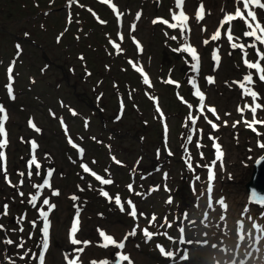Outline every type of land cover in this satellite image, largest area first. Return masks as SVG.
<instances>
[{"label": "snow or ice", "instance_id": "obj_1", "mask_svg": "<svg viewBox=\"0 0 264 264\" xmlns=\"http://www.w3.org/2000/svg\"><path fill=\"white\" fill-rule=\"evenodd\" d=\"M76 2V0H69V3H74ZM103 3L105 4H109L110 0H103ZM174 4H175V8L177 9V11H173L170 10L171 12V19L172 22H170L167 19H163V18H155L152 20L153 24H157V23H162L164 25H166L168 28L170 29H178L180 32L181 36H184L186 32H190L191 29L189 27V21H190V17L188 14H186V12L183 10L184 9V4H185V0H174ZM234 4L236 5L234 8V14H230L225 12L224 9H221L222 12H225V14L223 15V17L218 21L219 27L214 31V33L211 35L210 39L212 41H216L219 40L221 38V29L227 25V39L229 41L233 40V34H232V22L236 21L237 19H239L240 21H242L245 26H246V30L243 32V36L250 38L251 43H249L247 46L242 44V43H232L231 47L233 49H241L244 50V59H243V63L247 66L248 69H252L255 70L258 79L261 82H264V66H262L261 61H264V51L261 50V47H264V24L261 23V21L258 19V11L264 12V2H262V0H234ZM111 7L113 8V10L116 9V5L112 4ZM89 11H91L89 9ZM116 15L122 16L123 13L122 12H117ZM140 13H136V18L139 19L140 18ZM205 15H206V11H205V5L203 3V0H199L198 2V6L197 8L194 10V18L197 24H199L201 21H203L205 19ZM101 23H104V21H101ZM131 28L133 30H135L136 25L132 24ZM205 28H201V31H205ZM167 35V33H165ZM121 39H123V37H121ZM133 41L135 42V37L132 38ZM172 40H176L177 37L176 36H172L171 37ZM138 43V42H137ZM204 44H208L209 40L205 39L203 41ZM116 48L119 49V45H116ZM246 48H251L254 50L255 55L258 57V59L255 62H251L249 61L246 57H247V51ZM140 51H142V49H140ZM173 51H177V52H184L190 55L191 60L193 61V63H191L190 67L194 72H198L199 68H200V56L198 55L197 49L193 46H191L190 44H185L183 45L181 48H177V49H173ZM213 59L215 61H219L220 57L218 55L217 52H214L213 54ZM133 67H136V65H133ZM136 71L139 73L143 74V82L148 85L150 83L149 78L147 76V74H144V70L142 67H136ZM12 72V68L10 67L8 69V73L11 74ZM9 79L11 80V75H9ZM206 80L209 84L215 83V80L212 76H208L206 77ZM167 83L170 84H176L175 81L172 80H168L166 81ZM253 73L249 72L248 74L243 76L242 81L240 82H233L234 84H238L239 88L242 90L241 92V98L244 99L245 97H251L252 103L248 104L246 101L244 103L243 107H239L237 108V111L240 112L241 116H242V122L246 125L247 128L251 129L253 132H256V125H264V119H257V112L259 109H264V105L258 103L257 101L260 99L259 94L254 91L251 87V85L253 84ZM189 83L190 85L193 86V88L195 89L194 91V96L198 98L199 101V106H198V112H199V116H194L191 113L188 116V120L191 123L192 126V133H195L196 131H200L202 133V129L198 130L196 128V124L198 119L200 118V116H202L205 120V122L207 124H209L211 126V128L213 130H218L219 125L216 124L213 120L208 119V116L205 114V94L204 92H202L200 90L199 87L196 86V80L194 77H190L189 78ZM7 90L9 92V94L11 95L12 93V86L11 84H9L7 86ZM181 99H183L181 97ZM189 108H192V105H188ZM159 111V109H158ZM207 111L210 112L213 116L216 117L217 120L220 119L217 110L214 107H208ZM246 111H249L252 115V120L249 121L247 119H244V113ZM9 117L8 114L6 112V109L0 105V173H3L5 175V179L7 180V167H6V154L4 149L7 147L9 141L7 139V132H6V128H5V124L8 121ZM241 121H237L234 122L232 124V127H236V125L238 123H240ZM29 124L31 127L35 128V124H33L31 121H29ZM225 126H227V121H224ZM37 131H39V129H36ZM259 135V133H257ZM209 139L211 141H213V149H214V159L211 162L210 165H204L203 167L208 169V173H207V180H208V184H207V188L206 191L209 194L208 196V204L207 207H211L212 206V194H213V181L215 179V165L217 164V162H221L220 166L223 167L222 164V158H223V151H222V147L221 145L218 143L217 138L213 137L211 134H209ZM187 140L189 142H191L193 140V134H189L187 136ZM69 143L72 144V141L69 139ZM37 147L36 143L33 141L31 142V148L33 150H35ZM73 147H76V145L73 144ZM197 147H200V144H197ZM258 147L262 150H264V143H259ZM80 152H83V149H80ZM203 155V153H201V156ZM264 160V156H262L261 158H258L255 160V162L257 164H260L261 161ZM35 168V175L37 177L41 176V165L40 163L37 161L36 156L33 154L31 156V158L27 161V168L29 169L27 172V176L30 179L33 175L32 172V168ZM82 169L84 172L86 173H91V175L100 182V184L103 185H109L112 184L113 181L111 179H106L103 178L99 175H97L94 171H92L89 166L87 164H82L81 165ZM188 168H192L193 165L191 163V157H189V163L187 165ZM19 175L21 177L25 176V173L21 172L19 173ZM53 175V170L49 169L47 170V172L44 174V177L42 179V182L39 184H33L32 187L35 189L34 193H30L29 194V200L28 203L33 207L36 208L37 213H38V220L41 222L42 227H40V232H41V238L39 240V247H40V251L39 253H31V258H34L38 261V264H46V253L49 250V239H50V227H51V221L49 219L50 214L52 213V211L55 209L56 205L50 202V196H44L43 193L45 190L48 189H52V185L50 183V177ZM165 176H167V174L165 173ZM197 180L200 179L199 176L196 177ZM10 183V181H9ZM19 184L22 186L23 185V180L19 181ZM129 190L132 189V185L129 184L128 185ZM20 196H23V192L18 193ZM59 191L52 189L51 191V196H57L59 195ZM101 195L104 197H108L110 200L114 199V203L120 207L121 211H124V203H126L128 205L129 208V212L128 214L133 217V218H137L138 216V212H137V208L135 206V204L129 199L126 202H122L120 196L117 194L114 198L109 196V193L106 191H101ZM72 200H77L78 197L76 196H72L71 197ZM168 203L172 202L171 197H169ZM250 202L252 203H256L257 205H264V194L258 193L256 191H251V200ZM39 203V206H38ZM216 203L219 204L221 206V208L226 209L227 205L225 203V199L223 197H219L216 200ZM7 209H8V205L5 204L2 206V211H0V215H7ZM245 211H247V208L245 209ZM139 215H143V213H140ZM187 213L184 214L185 218H187ZM262 215H264V212H262ZM26 217L22 216L20 218L17 219V223L19 224L23 219H25ZM205 218H207V213H205ZM157 218L153 215L152 217V221H155ZM220 219L223 220L224 217L221 215ZM250 219H254L251 218ZM33 228L37 227V221L33 220L30 222ZM189 223H195L192 221H189ZM79 226H80V210L78 207H76V212H75V216L73 218V221L71 223V227L68 233L69 236V242L74 245V246H79V245H89L91 244V241H81L80 239L77 238V232L79 230ZM170 226V225H169ZM241 228H243V225L240 226ZM252 229H255L256 232L260 233L259 235H255L253 236L252 231L247 233L248 238L251 237L253 240H255L258 243H260V241L262 240V238H264V228H261L260 226H258L257 224L253 223L251 225ZM0 231H6L4 229L3 225H0ZM12 231H16L15 229H13ZM19 231L23 232V228H19ZM143 235L148 238L151 239L153 236V233L151 231H149L148 228H144L143 230ZM180 233L183 234L185 229L183 227H181L179 229ZM136 234V229H133L132 232L128 233L125 235V237L118 241L117 239H115L112 235L106 234L104 231L102 230H98V235L102 238L103 243L100 245L103 248H109L110 246H115L117 249H124L125 248V243L124 241L128 239L129 236L135 235ZM32 237V233H29V239H31ZM244 239H245V234H244ZM6 245H13L15 244L17 249H24L25 244L23 242V238L21 237V242L17 243L15 241H13L12 239H5L3 241ZM188 244H192L194 243V241L192 240H188L187 241ZM196 243H203V244H208L207 240L204 241H196ZM211 247L216 248L217 245L213 244L211 245ZM161 253H163L166 257H171L173 255L172 252L170 251H165L164 248H160ZM256 252H260L261 249L260 248H256L255 249ZM85 252V247H74L72 249V254H65L64 255V260L66 262V264H83L82 262V256L81 254ZM29 254H30V250L29 251H25L23 253V255H20L19 253H17V255H19V258L21 260H24L25 258H29ZM242 258L240 260H237L235 262V264H246V259L244 257H252L253 256V251L252 252H243L242 254ZM264 255V254H262ZM117 261L116 264H122V262H127V264H133V262L131 261V258L129 255L123 254L121 252H117ZM188 256L187 254L182 255L181 259H187ZM12 264H15V261L12 262ZM90 264H110L109 261L107 260H91Z\"/></svg>", "mask_w": 264, "mask_h": 264}, {"label": "rangeland", "instance_id": "obj_2", "mask_svg": "<svg viewBox=\"0 0 264 264\" xmlns=\"http://www.w3.org/2000/svg\"><path fill=\"white\" fill-rule=\"evenodd\" d=\"M123 7L126 6L128 7V4L130 5V7H137L138 3L133 1V0H120ZM197 2V0H188V5L193 8L195 6V3ZM143 4H146L145 2H143ZM160 8V4L155 5L153 3H149V5L147 7H144V9L146 10V14L144 15V17H140L143 18L141 20V22L136 20L132 23L136 25L135 30H133L131 28V25H129L128 21L125 24V27H119V32L115 31V27H113V29L111 30V26L110 28L107 27H98L96 25H92L90 27V29L87 30V32L82 36L81 40L83 42H86L87 40H89L91 37H98V35L100 34L98 31L100 29H110L112 32V35L109 36L110 38H113L115 34H117L118 32V39L121 40L123 42V49L122 50H127L130 53H133L132 55L135 57L136 60L134 61H139L137 59H143V61L145 62V65L147 66V68L150 70V75L152 77V80L150 81V83L148 85H146L143 82V79L138 80L136 73L132 70L133 72V76L132 81H128L130 82L129 85L127 86L125 83V87H127L126 89H128L129 91H131V94L133 95L132 97L127 95L126 97V101L121 105L124 109L121 108L122 112H123V119L120 121V127L117 128L113 125H110L111 127H115V131L116 132H120L122 131L123 133L119 136H117V143L116 146L118 147L117 150L119 152V154H123V152H125V148L134 144L136 145V138H134L133 136L136 135H141L143 136L145 139L144 144L145 146H153L155 143V138L159 139L157 136V131L156 128L158 130V127H160V129H163V131H165L163 125L160 123L161 119H162V115L155 109L156 108V103L155 101H153L154 96H160V103L162 105V108L164 109V114L167 116V122L168 125L170 127L171 123H176V125H178L180 123V119L181 117H178L176 112L179 110L180 112V108L179 105H177L176 102V98L177 95H175L172 92L173 89V85L167 83L166 81L169 80V75L172 73V68L175 66L176 62L179 64V60H176L175 58L172 59V56L169 55V53L166 51V45H171L172 43V36H165L158 27H154L152 26V24H150V13H158V9ZM161 10V9H160ZM162 13V12H160ZM133 15H131L128 19H132ZM85 27L87 25V23L84 24ZM112 26H119V24L117 22H114L111 24ZM199 27H196L194 29L193 32V37L194 39L197 40H201L202 35L204 32L199 33V36L196 35V31H198ZM101 30V31H102ZM3 28L0 26V33H2ZM115 31V32H114ZM90 32V35L88 36V33ZM130 34H132L130 36ZM136 36L138 37L142 43H143V51H140V49H138L136 47V45L133 43L132 37ZM4 39V43L5 44H10L12 45L13 43V39L15 37L13 36H9L8 38H6V36H1ZM121 37H123V39H121ZM79 39V38H78ZM11 40V41H10ZM80 40V39H79ZM80 40V41H81ZM131 41L132 45L128 46V42L126 41ZM111 41H115L114 39H111ZM134 49H133V48ZM173 47V46H172ZM47 50H51L54 55H60V51L57 50L54 45L52 44L51 46L48 44V48ZM122 50H119V52ZM138 52V57L137 55H135V53L137 54ZM63 52V50H62ZM129 55V53H127V56ZM225 60H226V65H225V71L224 73L230 77L235 76V69L231 66V64L233 63L232 60H230L228 57H226L225 55ZM98 59H100V57H98ZM61 63L64 62L65 60L63 59H58ZM176 61V62H175ZM61 63H57L61 64ZM127 63V60H126ZM131 63V61H130ZM210 63L208 62V65ZM115 65L118 66H123L121 65L119 62H116ZM127 66V65H126ZM183 66L181 65H177L176 68H174V72L176 75L180 76L181 72H180V67ZM67 67V66H66ZM59 68V65H58ZM63 68V64L60 65V69L59 72H63V70L61 69ZM96 71H98V68H95ZM59 73L60 77L61 74ZM64 73H66V70H64ZM220 75L223 76L222 73H220ZM184 77V76H182ZM82 79V77H80ZM92 87L91 83H82L80 82L79 86H78V90L81 92H90V89ZM66 91V89H64ZM127 93L129 94V92L127 91ZM32 96V95H31ZM30 96V97H31ZM82 96V95H81ZM27 98L30 99L31 103V108L32 109H37L38 107H40L39 105V101L38 99H31V98ZM236 97V93H225L224 97L222 98V96H220V94H216L214 100L220 104H223V106L228 107V105L232 102V99H234ZM110 99V97H108ZM73 99L77 102L78 100L76 98L73 97ZM110 106L108 107V112L112 113L116 110V107H118L117 102L114 99H110ZM80 110L83 111L85 114H91L94 113L91 109V107L86 106V104L82 103L80 104ZM120 108V107H118ZM38 112L40 113L41 116H38V118L40 120H42L43 124L46 125L47 127H49L50 129V134H46L44 135L45 138V143L44 145L47 146V148L51 149L53 152L56 150L58 153H60L61 151H66L67 145H64V142L62 140V137L59 136V131L57 132L56 130H58V127L56 126V121L53 117H50L47 115L46 112H44V110H42V108H39ZM95 114H97V112H95ZM47 120V121H46ZM25 120L22 121H17L15 126L13 127V129L15 130L17 127L24 125ZM95 122L97 124H99L98 121V116H97V120H95ZM95 125V124H94ZM82 124L81 122H77V124H75L74 126H72L71 129V136L72 137H76L77 133L82 132ZM125 132V133H124ZM159 132V130H158ZM92 133V132H89ZM89 133H85V136H89ZM153 133V135H152ZM58 135L55 138H51L49 139L50 135ZM94 134V133H93ZM125 134L128 137H124ZM99 138H103V137H107V136H111L109 133H104L101 134L100 130L98 131V133L96 134ZM166 135V134H165ZM51 141V147L48 146V142ZM153 141V143H152ZM20 147V146H19ZM18 148L17 144H12V146L10 147V153H11V159L14 156H17L15 149ZM120 150V151H119ZM139 152L138 146L136 145V148L133 149V153L132 155H136ZM55 156L58 159L59 165H58V170L56 173V179L55 181L57 182L56 187L60 188L63 193V197L61 199H59V202L61 204L59 212L61 215L64 214L63 211V207L65 204H68L67 202V198L66 195L71 192V191H76V184L74 183L75 178V174L71 175L70 177L67 176L66 179H61L62 177V171L63 169H66V167H68L69 169H71V167H73L72 165H70L67 161H64L61 159V156H59L58 153L54 152ZM238 191V188H234V190L230 193V196H234L236 194V192ZM89 196V194H87ZM157 199V198H155ZM93 205H96V207H94V209H102L100 203H102L100 200L96 199L93 202H90ZM57 215V214H56ZM56 217V216H55ZM56 228L58 229L59 232H64V227L61 224L56 225ZM138 257V256H137Z\"/></svg>", "mask_w": 264, "mask_h": 264}]
</instances>
